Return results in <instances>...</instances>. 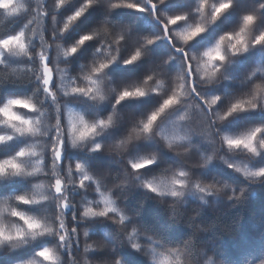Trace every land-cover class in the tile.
I'll return each mask as SVG.
<instances>
[{"label":"clouds","instance_id":"9594fccd","mask_svg":"<svg viewBox=\"0 0 264 264\" xmlns=\"http://www.w3.org/2000/svg\"><path fill=\"white\" fill-rule=\"evenodd\" d=\"M4 186L6 264H264V0H0Z\"/></svg>","mask_w":264,"mask_h":264},{"label":"trees","instance_id":"16d2710c","mask_svg":"<svg viewBox=\"0 0 264 264\" xmlns=\"http://www.w3.org/2000/svg\"><path fill=\"white\" fill-rule=\"evenodd\" d=\"M118 14L123 16L125 19H133V18H135L133 13H132V10H128V9L119 10ZM96 16H97V12L95 10L90 12L89 15L84 18V20L80 24L79 28L83 29V28L89 26L91 23L94 22ZM146 19H147L146 17H143L141 22H143ZM228 23H229L228 18H225V20L222 21V23L219 25V27H226ZM74 34L75 33H73V35ZM249 118L250 119H257L258 117L253 115V116H251ZM10 187H12V186H4L3 188H0V190H9ZM15 187L21 188V187H23V185H15ZM24 254H26V253H23V252L20 253V255H24ZM7 259H9V258L0 256V264H6Z\"/></svg>","mask_w":264,"mask_h":264},{"label":"snow or ice","instance_id":"6c2138e0","mask_svg":"<svg viewBox=\"0 0 264 264\" xmlns=\"http://www.w3.org/2000/svg\"><path fill=\"white\" fill-rule=\"evenodd\" d=\"M9 163H12L14 165V162L13 161H6L5 164H9Z\"/></svg>","mask_w":264,"mask_h":264}]
</instances>
